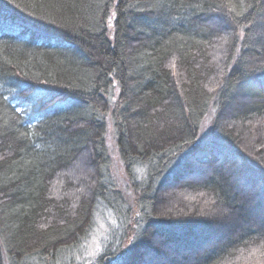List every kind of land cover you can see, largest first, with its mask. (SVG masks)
Segmentation results:
<instances>
[{"label": "trees", "instance_id": "16d2710c", "mask_svg": "<svg viewBox=\"0 0 264 264\" xmlns=\"http://www.w3.org/2000/svg\"><path fill=\"white\" fill-rule=\"evenodd\" d=\"M0 264H264V0H0Z\"/></svg>", "mask_w": 264, "mask_h": 264}, {"label": "rangeland", "instance_id": "374dc122", "mask_svg": "<svg viewBox=\"0 0 264 264\" xmlns=\"http://www.w3.org/2000/svg\"><path fill=\"white\" fill-rule=\"evenodd\" d=\"M215 49H217V52H214L215 54H217V57H215V58L217 60H219V62L217 64L215 71H214V74H213V81H216V82L218 81L217 83H219L221 75L223 74V71H224L223 70L224 69L223 59L221 60L222 56L224 55V49L220 50V53H219L218 48L215 47ZM108 140H109V149H110V153H111V157H112V161H113L112 169H113V174H114L115 180L117 182V185L119 186V189L125 193L127 198L130 201H133V193L129 188V184H128L126 175L124 173V169L120 163V159L118 157V152L116 150V146H115V143L113 141L112 134H109ZM190 149H192V146L190 147ZM69 174H71V173H69ZM75 180H78L77 177H75ZM80 180H84V176L80 177ZM174 191H177V192L174 193L175 196L174 195L172 196V201H171V199L168 201L167 206H165V210L170 211L173 209V206L178 204L176 206V208H177L178 206L181 205L180 202L185 201V198L179 192L178 189L174 190Z\"/></svg>", "mask_w": 264, "mask_h": 264}]
</instances>
